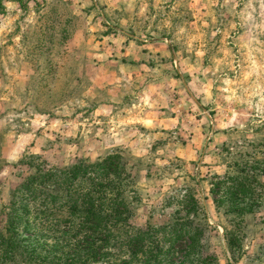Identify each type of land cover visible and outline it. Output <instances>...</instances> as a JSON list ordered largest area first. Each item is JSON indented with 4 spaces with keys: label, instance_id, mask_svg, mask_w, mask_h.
Listing matches in <instances>:
<instances>
[{
    "label": "rangeland",
    "instance_id": "rangeland-1",
    "mask_svg": "<svg viewBox=\"0 0 264 264\" xmlns=\"http://www.w3.org/2000/svg\"><path fill=\"white\" fill-rule=\"evenodd\" d=\"M89 192V245L39 229ZM0 234V264H264V0H0Z\"/></svg>",
    "mask_w": 264,
    "mask_h": 264
},
{
    "label": "trees",
    "instance_id": "trees-1",
    "mask_svg": "<svg viewBox=\"0 0 264 264\" xmlns=\"http://www.w3.org/2000/svg\"><path fill=\"white\" fill-rule=\"evenodd\" d=\"M29 192H31L32 194H36V192L32 191V189H30ZM39 196H41L38 199L40 205L50 206V199L46 198L45 193L40 191ZM93 197L94 196L89 192L88 194H82L79 199H73V201L67 202L70 204L72 203L73 205L72 207H75L76 209L79 208L83 210L84 214H86L85 217L78 219V221H80L79 223L78 221L67 222L65 220H59V221L50 220L47 223H41L39 226V229H48L49 232H53V233H58L59 230L62 232L60 228L61 227L64 228V226L68 227L69 230L77 229L78 233L76 232L74 237H71L70 240L68 239L69 234H66L64 232H62V234L64 237H66L65 242L67 245L72 244V246L81 248L83 244L85 245L87 243L86 238L89 239L93 237L94 235H99L100 231H105L108 228V221H109L110 216L101 215L100 212L95 209L96 201L98 199L95 200L93 199ZM36 198H38V195H36ZM12 211L13 213H10L8 215V220H7L8 221L7 231L9 234L13 232V229L15 228V224H22V222H24V224L30 225L32 221L31 219L26 217L25 213H21L20 211H16L14 209H12ZM67 224L68 226H66ZM97 231H99V234H95ZM1 238L3 237L0 234V239ZM1 243H2V240H1ZM87 245L89 244L87 243ZM6 250H7L6 253L8 254L10 250L8 245H7ZM78 252L79 251H77L76 253ZM79 256L81 255L78 254V257Z\"/></svg>",
    "mask_w": 264,
    "mask_h": 264
}]
</instances>
